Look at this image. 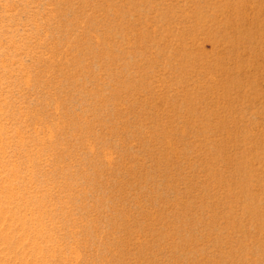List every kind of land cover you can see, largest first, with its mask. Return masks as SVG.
I'll return each instance as SVG.
<instances>
[{"label":"rangeland","instance_id":"rangeland-1","mask_svg":"<svg viewBox=\"0 0 264 264\" xmlns=\"http://www.w3.org/2000/svg\"><path fill=\"white\" fill-rule=\"evenodd\" d=\"M0 264H264V0H0Z\"/></svg>","mask_w":264,"mask_h":264}]
</instances>
